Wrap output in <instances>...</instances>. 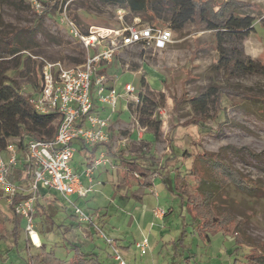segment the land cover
Returning <instances> with one entry per match:
<instances>
[{
	"label": "rangeland",
	"instance_id": "obj_1",
	"mask_svg": "<svg viewBox=\"0 0 264 264\" xmlns=\"http://www.w3.org/2000/svg\"><path fill=\"white\" fill-rule=\"evenodd\" d=\"M19 1L0 0V61L11 58L5 54L7 41L2 38L29 29L33 24L32 12ZM66 1L67 15L83 32L91 26L118 29L138 22L150 23L127 10L102 5L98 0ZM238 1L249 5L242 13L254 18V31L241 40L224 35L222 46L226 53L233 47L239 48L244 57L264 65V0ZM154 7L149 19L154 21L149 25L168 28L171 14L156 4ZM58 17L57 9L45 16L40 32L21 34L29 49L20 55L18 67L11 64L15 70L10 78L25 96L33 94V87L39 81V60L30 56L66 66H74L68 58L85 57L80 45L64 34ZM170 30L173 42L165 49L155 50L141 44L130 46L116 52L111 64L106 66V78L114 81L121 96L116 112H108L112 134L109 149L126 157H138L140 162L158 170L151 189L140 191L135 181L125 185L111 157L106 156L110 163L93 169L82 164L84 153L77 151L70 162L71 168L79 173L82 185H89L83 175L86 170L91 171L94 183L98 184L85 197L72 196L69 201L44 188V196H38L35 202L33 225L39 242L35 246L26 235L25 222L13 214L7 193L0 188V238H3L0 264H68L74 246L83 253L96 255L101 264H118L106 239L113 241L126 264H232L233 258L226 251L231 248L233 237L246 242L264 260V76L247 72L229 74L218 65L215 38L204 22L191 21L180 30ZM27 54L29 60L25 59ZM142 78L152 92L148 93L150 100L156 103L142 118L150 121L156 118L155 136L152 129L139 124V111L129 107L138 102ZM127 83L133 86V94H125ZM203 93L208 96L200 111L190 100ZM175 147L187 155L179 157L173 151ZM203 154H216L229 169L262 190L250 195L236 189L231 182L219 184L211 200L227 219L226 236H213L209 245L193 232L191 216L173 184L176 168L189 172L195 166L206 181L207 176L217 175L200 162L198 158ZM7 155L5 151L2 153L3 158ZM22 173L24 176L25 170ZM192 179L186 176L192 184L189 193L196 185ZM169 207L173 208V214L164 220L154 215ZM75 208L92 219L91 225L79 223L73 217ZM17 220L21 229L15 245L6 238ZM143 239L148 240L149 249L141 256L135 244ZM241 249L247 248L243 245ZM187 250L195 261L183 258ZM34 256L39 257L34 260ZM238 264L254 263L242 259Z\"/></svg>",
	"mask_w": 264,
	"mask_h": 264
},
{
	"label": "trees",
	"instance_id": "obj_2",
	"mask_svg": "<svg viewBox=\"0 0 264 264\" xmlns=\"http://www.w3.org/2000/svg\"><path fill=\"white\" fill-rule=\"evenodd\" d=\"M98 1L102 5L113 6L124 11L127 10V12L133 13L142 20L150 23L154 21V19L151 21H149V19L152 18L150 13L154 12V5L156 4L160 8L167 9L171 14L168 20L170 23L168 28L174 30L182 29L186 23L191 21L200 23L204 22L206 29L209 30L215 38L216 48L219 51L218 65H222L229 74H233L234 72H247L249 74L252 73L264 76V65L262 63L244 57L239 48L233 47L228 53H226L222 46L224 35H230L241 40L248 37L254 31V18L248 14L242 13L249 8L247 2L238 0H220V2L215 0ZM19 2L25 4L32 12L34 16L33 24L29 29L20 30L8 36V38H2L3 41H7L5 43V54L11 58L0 61V154L3 153L6 145L11 142V140L14 138H19L20 140L16 143V146L20 150L18 157L21 164L14 169L12 174L8 177L9 182L13 183L15 187L18 188V191L15 192L11 202L13 214V205L30 196L29 193L21 191L22 189H25L29 183V175L27 174L28 165L23 162L25 141L30 139L44 141L52 140L55 135L56 125L54 124L55 116L53 114L41 115L33 110V107L29 102V98L32 94L27 96L23 95V90L12 78H10V73L15 70H13L11 64L13 63L18 67L20 64V55L29 49V46L26 45L21 38L22 32H28L31 35H35L41 31L46 15L55 12L57 9L58 13H60L64 5H66V10L68 11L66 0L41 1L45 6V9L40 14L35 13L32 6L25 0H20ZM29 56L27 54L25 59L29 60ZM68 59L71 60L74 66L80 65L84 61V59L77 57ZM140 87V91L137 95V104L131 103L129 104V107H134L137 112L139 111V124L143 127L152 129L155 136L158 134V121L156 118H154L155 120L150 121L149 119L142 118V116L154 108L156 103L150 100L148 93L152 92L149 91L144 78L141 79ZM38 88L39 82L33 87L35 90L33 94L37 92ZM207 96L208 93H203L197 98L190 100V102L201 111L205 106ZM199 121H201V119ZM193 123L198 126L201 125L200 122L197 121H193ZM76 143L77 142L73 144L75 145ZM96 149L97 147L92 150H87L82 145H79L78 148L76 147V152L84 153L85 159L82 164L88 167L92 166L93 161L96 158ZM173 151L175 154L179 155V157L187 155L184 151H178L176 147ZM105 154L115 161L116 169L121 173V178L125 185H129L131 181H135V185L140 191L151 189L154 179L158 176V170L152 169L149 165L140 162V158L138 157H126L120 153L111 152L109 146H106ZM170 159H172V157H170ZM198 159L200 162L206 163L210 168L209 171L214 170L217 175L212 174L207 176L206 179L208 180L206 181L202 178L199 171L196 170L195 166L192 167L189 172L176 168L177 170L175 174H173V184L174 188L183 198L187 211L191 216V224L195 230L193 232L201 242L209 245L213 236L217 234L226 236L224 226L227 219L220 215L218 210L213 206L211 200L216 194L215 192L219 188L218 186H220L219 184L224 183L225 181L231 182L236 189L250 195L256 194L259 191L262 192V190L254 184L249 183L247 180H244V178L237 175L233 170L229 169L226 164L220 161L216 154H203L202 156L200 155ZM23 170H25L24 176H22ZM205 173L206 175L209 174L208 169H205ZM15 174L17 176H15ZM189 175L193 177V184L196 183L195 188L190 193L188 191L192 190V184L186 180V176ZM211 177L213 180H210ZM38 196L43 197V191H39L37 193V197ZM36 206H38V204H36ZM170 214H173V208L171 207L163 211L162 220ZM73 217L76 219L75 215H73ZM91 223L92 219L89 222V225H91ZM20 229V220L13 221L10 237L6 238V240L11 241L16 245ZM0 239L3 240V238ZM178 241H181V239ZM243 245H245L247 249H241ZM249 246L250 245H247L246 242H243L238 237H233L231 248L226 251V255L233 258L232 264H238L242 259L246 262H253L254 264H264L263 257L256 255L252 247ZM183 248L185 247L183 246ZM73 249L74 255L68 264H101L96 255L92 253H83L78 249V246H74ZM40 255L47 256V254L44 253ZM38 257L39 256H34V260H37ZM183 258L187 261L189 259L194 260V256L189 250H187V255L184 252Z\"/></svg>",
	"mask_w": 264,
	"mask_h": 264
},
{
	"label": "built area",
	"instance_id": "obj_3",
	"mask_svg": "<svg viewBox=\"0 0 264 264\" xmlns=\"http://www.w3.org/2000/svg\"><path fill=\"white\" fill-rule=\"evenodd\" d=\"M25 1L37 14L45 9L41 0ZM58 23L64 34L84 50L85 57L80 65L66 66L61 62H50L31 56L39 60L40 67L39 88L30 96L29 102L36 113L53 114L56 124L52 140L25 141L23 162L28 165L29 183L21 191L29 193L30 196L14 204L13 210L14 214L25 222V232L31 240L32 234H35L33 220L39 191L44 188L51 189L69 201L72 196L85 197L96 185L90 170L83 172L89 185H82L79 173L71 168L70 162L76 153L73 144L75 142L88 150L109 143V117L111 113L116 112L118 100L121 98L114 87V81L111 86L106 78V66L111 64L113 56L116 52L137 44L162 50L173 42L170 28L139 22L118 29L90 27L83 32L67 15L66 5L59 13ZM124 92L127 95L133 94V86L125 84ZM99 108L107 109L109 116H100L97 112ZM19 141V138H14L6 145L4 151L8 154L7 158L0 154V188L7 193L10 203L18 191V188L9 182L8 177L21 164L18 157L20 150L16 146ZM107 163L110 161L106 155L99 153L91 168ZM74 215L80 223L91 221L79 208H75ZM154 215L162 219L163 212L156 211ZM106 243L112 248L114 260L118 264H126L113 241L106 239ZM135 247L141 256L145 255L149 249L148 240L137 242Z\"/></svg>",
	"mask_w": 264,
	"mask_h": 264
},
{
	"label": "crops",
	"instance_id": "obj_4",
	"mask_svg": "<svg viewBox=\"0 0 264 264\" xmlns=\"http://www.w3.org/2000/svg\"><path fill=\"white\" fill-rule=\"evenodd\" d=\"M91 27H95V26H91ZM100 28H108V27H100ZM109 84L112 86L113 85V83H112V81H110L109 82ZM97 112L100 114V116H104V117H106V116H109V111L107 110V109H105V108H99L98 110H97ZM110 118V117H109ZM110 125H111V122H110ZM111 127V126H110ZM111 128H109V133H110V138H111V130H110ZM109 142H110V140H109ZM106 146H109V143L108 144H106V145H101V146H96L97 147V149H96V154H99V153H103L104 155H106L105 154V149H106ZM75 147H77L78 148V146H75ZM88 150V149H87ZM96 156V155H95ZM107 156V155H106ZM81 180V179H80ZM96 184L98 183V182H95ZM77 197V196H76ZM36 237H37V235H36ZM38 239V238H37ZM38 244H39V242H38Z\"/></svg>",
	"mask_w": 264,
	"mask_h": 264
},
{
	"label": "bare ground",
	"instance_id": "obj_5",
	"mask_svg": "<svg viewBox=\"0 0 264 264\" xmlns=\"http://www.w3.org/2000/svg\"><path fill=\"white\" fill-rule=\"evenodd\" d=\"M32 240H33V243H34L35 246H39L38 239H37L35 234H32Z\"/></svg>",
	"mask_w": 264,
	"mask_h": 264
}]
</instances>
